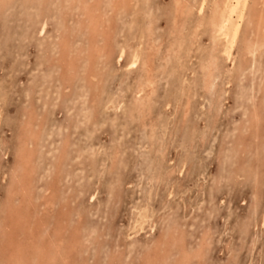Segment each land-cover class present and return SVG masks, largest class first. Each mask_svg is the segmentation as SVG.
<instances>
[{"label":"rangeland","instance_id":"obj_1","mask_svg":"<svg viewBox=\"0 0 264 264\" xmlns=\"http://www.w3.org/2000/svg\"><path fill=\"white\" fill-rule=\"evenodd\" d=\"M34 4L32 0H13L0 7V246L10 245L11 240L21 250L25 264H39L36 253L42 247L49 254L47 264H146L147 254L156 245L168 249L166 241L173 236L176 248L169 251L164 264H176L179 247L194 253L206 233L199 264H264L263 215H259L264 213V113L255 128L248 123L251 107L260 103L263 95L262 85L255 84L264 73V54L256 66L257 73L246 72L240 77L236 72L239 60L233 67L219 58L212 88L204 89L201 66L211 45L208 29H200L193 46L190 41L199 17L190 16L180 35L171 33L172 0H132L131 6L110 20V37L101 39V45L108 51L113 45V55L102 59L96 69L104 83L98 80L91 85L85 79L86 36L76 25L75 14L68 13L67 26H62L56 14L58 3L54 2L41 36L35 23L40 11ZM102 7L109 14L105 2ZM64 29L71 56L60 60L57 40ZM181 39L189 49L184 46L175 52ZM140 43L143 50L147 43H154L158 50L151 60L154 93L145 107L139 108L135 92L143 80L144 58L135 68L126 64L129 52ZM121 48L120 62L115 55ZM70 60L74 70L68 72ZM252 77L256 81H251ZM250 85L255 86L253 91ZM27 122L34 125L29 127ZM246 125L247 131H259L257 139L245 131ZM31 133L35 136L28 142ZM241 138L246 140L238 144ZM22 148L30 150L26 170L30 177L28 182L20 179V183L16 177ZM11 191L13 216L21 225L17 227L15 221L5 219ZM141 219L144 228L135 233L133 227L137 229ZM1 220L8 224L6 231L1 230ZM59 226L64 237L80 240L73 248L75 252L62 244ZM59 238L65 252L56 246ZM197 260L189 263L198 264ZM5 263L0 256V264Z\"/></svg>","mask_w":264,"mask_h":264},{"label":"bare ground","instance_id":"obj_2","mask_svg":"<svg viewBox=\"0 0 264 264\" xmlns=\"http://www.w3.org/2000/svg\"><path fill=\"white\" fill-rule=\"evenodd\" d=\"M13 0H0V7H4L5 4H9L12 3ZM25 2H27L28 0H24ZM132 0H32V3L38 5V10L40 11V17L38 19V21L36 20L35 23L38 24L37 26V34L41 35L44 33L47 24L49 22V18L51 17V11L52 8H55L54 2H57L58 7L59 8V12L56 13L58 14L59 18L61 19V25L62 26H67L68 23V13L70 14H75L76 16V25L79 27V29L82 31V33L84 34V36H86V44H87V48H86V52H85V56H86V61H87V72H86V78L87 81L92 85V82H98V80L102 83V77L101 75L98 74L97 72V66L98 64H100V62L102 61V59H108L113 55V50H112V46L113 45H109V51L106 50V45H101L102 40L107 39L108 35L110 37V31H111V27H110V20H112L114 17H118V13H120L121 11H123L124 9H126V7H128L130 5ZM105 2V4H107L109 6V14L106 10H104V8L102 7V4ZM34 4V5H35ZM53 6V7H52ZM131 6V5H130ZM172 11H173V15H172V22H171V33L176 32L177 34L180 35V31H182L185 26L187 25V20L190 16H193L194 14L197 15L199 17V19L194 23V27L191 29L190 32V41H191V45H194V41H196L197 36L199 35V31L201 28L206 27L210 33V41H211V45H210V49L208 51L207 57L205 58L204 62L202 61V66H201V71H202V84L204 86V89H210V87L212 88L213 85V81L216 79L217 77V73L219 71V58H221L223 61L225 62H230L232 64V66L234 67L235 65L238 64L237 68L238 70L237 72V76L240 77L242 75H244V73H249L252 75L257 73L255 71H257L256 66L258 65L260 59L262 58V54H264V0H172ZM207 10V14L204 15V11ZM161 12V11H160ZM168 12V10H167ZM165 13V12H164ZM55 14V13H54ZM167 14V13H166ZM35 21V20H34ZM150 25V22L148 23ZM109 27V28H108ZM115 28V27H114ZM132 32V31H131ZM29 33V32H28ZM31 34V33H30ZM147 34V33H146ZM139 35V34H138ZM129 36V35H128ZM174 36V35H173ZM172 36V37H173ZM37 37V36H36ZM45 38V37H44ZM146 38V37H145ZM209 38V37H208ZM132 39V38H131ZM134 39V38H133ZM127 40V39H126ZM147 40V39H146ZM54 41V40H53ZM157 41V40H156ZM154 41V42H156ZM42 42V41H41ZM50 42V41H49ZM185 40L181 39L180 42L177 45V51L175 52H179V50H182V48L189 49L185 44ZM43 43V42H42ZM132 43V42H130ZM138 43V42H137ZM136 43V45H137ZM144 43V42H143ZM162 43V42H161ZM207 43V42H206ZM76 44V43H75ZM129 44V43H128ZM154 43L150 44L147 43L146 44V49H141V43L138 45V47L129 52L130 54V58L127 61L126 66L129 67V69L131 68H135L136 65H138V62L141 61L143 58V68H144V74L142 75L143 80L139 83L140 85H138L139 87H137L136 92H135V97H136V104L137 106L140 107H145V103L146 100H150L152 95H153V89H154V82H153V74H154V69L151 68V60H152V56L153 54L156 53V51L158 50V46L153 45ZM240 45L239 49L236 51V48L238 47L237 45ZM57 45L59 46L58 48H60L59 51V56H60V60H63L65 57L70 58V54H68V47L70 46L69 40L67 38V31H65V29L63 30V33H61V35L59 36L58 40H57ZM144 45V44H143ZM200 45V44H199ZM198 45V46H199ZM166 46V45H165ZM202 46V45H200ZM43 48V47H42ZM83 51V49H82ZM123 51L124 49H119V51L116 53V60L120 61L123 58ZM127 51V50H126ZM190 51V50H189ZM200 51V50H199ZM206 51V50H205ZM204 51V52H205ZM200 53V52H199ZM185 55V54H183ZM165 58V57H164ZM175 58V56H174ZM48 59V58H47ZM186 59V58H185ZM239 60L238 63L236 64L235 61ZM115 60V62H116ZM192 60V59H190ZM172 61V60H171ZM189 61V60H188ZM64 62V61H63ZM121 62V61H120ZM174 62V60H173ZM172 62V63H173ZM184 62V61H183ZM199 62V61H198ZM70 69L68 70V72H70L71 70H74V64H73V60H70ZM159 63V62H158ZM196 63V62H195ZM200 63V62H199ZM140 64V63H139ZM174 64V63H173ZM190 64V63H189ZM235 64V65H234ZM103 66V65H102ZM122 66V65H121ZM140 66V65H139ZM169 66V65H168ZM184 66V65H183ZM182 66V67H183ZM199 66V65H198ZM125 67V66H124ZM141 67V66H140ZM187 67V66H186ZM236 67V66H235ZM161 68V67H160ZM165 68V67H163ZM178 68V67H177ZM189 68V67H187ZM186 68V69H187ZM193 68V67H192ZM48 69V68H47ZM191 69V68H190ZM181 70V69H179ZM194 70V69H193ZM191 70V71H193ZM197 70V69H196ZM199 70V69H198ZM230 70V69H229ZM67 71V70H66ZM125 71V70H124ZM184 71V70H183ZM140 72V71H139ZM162 72V71H161ZM178 72V71H177ZM199 72V71H198ZM102 73V72H101ZM125 73V72H124ZM143 73V72H142ZM186 73V72H185ZM197 73V72H195ZM107 75H109L108 73H106ZM191 74V73H190ZM67 76V73L65 74ZM181 75V73H180ZM187 75V74H186ZM177 76V74H176ZM194 76V75H193ZM233 76V75H232ZM263 76V78H261ZM68 77V76H67ZM173 77V76H172ZM260 78H258V83L255 84V86H260V84L262 85V97L261 102L258 104H254L253 107H251V111L248 117V123L251 126L257 124L258 121L261 120V115H263L264 113V73L259 75ZM158 78V75H157ZM161 78V77H160ZM234 78V77H233ZM247 78V77H246ZM252 77L250 78L251 81H256V79L253 80ZM248 79V78H247ZM73 80V79H72ZM227 80V79H226ZM229 80L230 77H229ZM104 83V82H103ZM171 83V82H170ZM229 82H227L228 84ZM253 83V82H251ZM124 84V83H123ZM133 84V83H132ZM57 85V84H56ZM64 85V84H63ZM215 86V85H214ZM252 86V85H250ZM249 86V89H250ZM255 86L253 85L251 87L250 90L253 91V87L255 88ZM128 87V86H127ZM217 87V86H216ZM228 87V86H227ZM131 88V87H128ZM227 89V88H226ZM94 90V89H93ZM102 92V91H100ZM105 92V91H104ZM107 92V91H106ZM123 92V91H122ZM126 92V91H125ZM39 93V92H37ZM143 93V96H141V94ZM145 93V95H144ZM180 93V92H179ZM215 93V92H214ZM248 93V92H247ZM107 94V93H106ZM190 94V93H189ZM188 94V96H190ZM103 95V94H102ZM205 95V94H204ZM41 96V95H40ZM119 96V94H118ZM122 96V95H120ZM200 96V95H198ZM209 96V95H207ZM225 96V95H224ZM36 97V96H35ZM94 98H96L95 95H93ZM104 97V96H103ZM124 97V96H123ZM192 97V96H191ZM202 97V96H201ZM157 98V97H156ZM198 98V97H197ZM203 98V97H202ZM229 98V97H228ZM43 99V98H42ZM119 99V98H118ZM128 99V98H127ZM212 99V98H211ZM45 100V99H43ZM190 100V99H188ZM248 100V99H247ZM38 101V100H37ZM36 101V102H37ZM55 101V100H54ZM78 101V99H77ZM202 101V100H201ZM33 102V101H32ZM95 101H92V103H94ZM139 102V103H138ZM176 102V101H175ZM200 102V101H199ZM255 102V101H254ZM29 103V102H28ZM166 103V102H164ZM256 103V102H255ZM112 104V103H111ZM114 104V103H113ZM119 104V103H118ZM203 104V103H202ZM205 104V103H204ZM29 105V104H28ZM103 105V104H102ZM101 105V106H102ZM199 104L197 103V106ZM214 106V105H213ZM36 107V106H35ZM51 107V106H50ZM48 106V109L50 108ZM91 107V106H90ZM108 107V106H107ZM42 108V107H41ZM54 108V107H53ZM124 108V107H123ZM167 108V107H165ZM112 109V108H111ZM111 109H109L111 111ZM115 109V108H114ZM133 110V109H132ZM50 111V110H49ZM53 111V110H52ZM59 111V110H58ZM102 111V110H101ZM121 111V110H120ZM135 111V110H134ZM37 112V110H36ZM51 112V111H50ZM56 112V111H55ZM107 112V111H106ZM174 112V111H173ZM177 112V111H176ZM202 112V111H201ZM41 113V112H40ZM100 113V112H99ZM118 113V112H117ZM71 114V113H70ZM82 114V113H81ZM98 114V113H97ZM106 114V113H105ZM237 114V113H236ZM57 115V114H56ZM96 115V114H95ZM104 115V114H103ZM123 115V114H122ZM136 115V113H135ZM116 116V115H115ZM114 116V118H115ZM121 116V115H120ZM128 116V115H127ZM213 116V115H212ZM235 116V115H234ZM238 116V115H237ZM28 121L31 120V116H28ZM95 117V116H94ZM159 117V116H158ZM174 117V116H173ZM112 118V119H114ZM118 118V116L116 117ZM130 118V117H128ZM132 118V117H131ZM95 119V118H94ZM108 119V118H107ZM81 120V119H80ZM105 120V119H104ZM115 120V119H114ZM118 120V119H117ZM115 120V121H117ZM134 120V118H133ZM136 120V119H135ZM27 121V120H26ZM34 121V120H33ZM97 121V119H96ZM95 121V122H96ZM122 121V120H121ZM118 121V122H121ZM132 121V120H131ZM40 122V121H39ZM112 122V121H111ZM116 122V123H118ZM125 121H122V123ZM127 122V121H126ZM135 122V121H134ZM147 122V121H146ZM145 122V125H146ZM162 122V120L160 121ZM262 122V121H260ZM33 123V122H32ZM36 123V122H35ZM94 124V123H93ZM138 124V123H137ZM204 124V123H203ZM27 125L30 127L31 125L27 122ZM34 125V124H33ZM32 125V126H33ZM36 125H38L36 123ZM103 125V124H102ZM100 125V126H102ZM123 125V124H122ZM139 125V124H138ZM249 125L245 126V131H247V129H249ZM23 126V125H22ZM46 126V125H44ZM79 126V124H78ZM93 126V125H92ZM97 126V125H95ZM98 126V127H100ZM141 126V125H140ZM144 127V125H142ZM205 126V125H204ZM80 127V126H79ZM121 127V126H120ZM208 127V126H207ZM218 127V126H217ZM35 128V127H33ZM47 128V127H46ZM53 128V127H52ZM86 128V127H84ZM146 128V127H145ZM149 128V127H148ZM37 129V128H36ZM40 129V128H39ZM51 129V128H50ZM88 129V128H87ZM205 129V128H204ZM219 129V128H218ZM244 129V126H243ZM242 129V130H243ZM33 130V129H32ZM73 130V129H72ZM89 130V129H88ZM127 130V129H126ZM240 130V129H239ZM40 131V130H39ZM74 131V130H73ZM206 131V130H204ZM249 131V130H248ZM247 131V132H248ZM87 133V131H85ZM243 132V131H242ZM250 134L252 135V137L257 139V136L259 135V131H249ZM61 133V132H60ZM74 133V132H73ZM93 133V131H92ZM37 134V133H36ZM58 134V131L57 133ZM247 134V133H246ZM262 134V131H261ZM25 135V134H23ZM38 135V134H37ZM162 135V134H161ZM244 135V132L242 133V136ZM249 135V134H248ZM35 134L31 133L28 134V138H26V141H31V138H34ZM58 136V135H57ZM78 136V135H77ZM236 136V134H235ZM250 136V135H249ZM261 136V135H260ZM40 137V136H39ZM76 137V136H75ZM119 137V136H118ZM123 137H126L123 135ZM193 137V136H192ZM191 137V138H192ZM22 138V137H21ZM70 138V137H69ZM83 138V137H81ZM121 138V137H120ZM199 138V137H197ZM250 138V137H249ZM79 139V138H78ZM86 139V138H85ZM124 139V138H123ZM195 139V138H194ZM237 139V138H236ZM188 140V139H187ZM211 140V139H210ZM242 140H246V139H239L238 140V144H241ZM251 140V139H250ZM224 141V139H223ZM28 142H26V147L28 146ZM225 142V141H224ZM236 142V140H235ZM145 143V142H144ZM196 142H194L195 144ZM228 143V142H227ZM243 143V142H242ZM245 143V142H244ZM45 144V143H43ZM205 144V142H204ZM90 145V144H89ZM197 145V144H196ZM231 145V144H230ZM249 145V144H248ZM44 146V145H43ZM190 146V145H189ZM250 146V145H249ZM124 147V146H123ZM144 147V146H143ZM205 147V146H204ZM227 146H225L226 148ZM241 147V146H240ZM261 147V146H260ZM19 148V147H18ZM33 148V147H32ZM79 148V147H78ZM129 148V147H128ZM196 148V147H195ZM249 148V147H248ZM49 149V148H47ZM73 149V148H72ZM96 149V148H95ZM94 149V151H95ZM127 149V148H126ZM166 149V148H165ZM256 149V148H255ZM68 150V149H66ZM80 150V149H79ZM146 150V149H145ZM240 150V149H239ZM237 150V151H239ZM257 150V149H256ZM255 150V151H256ZM30 151V150H29ZM28 151V149H24L22 148V150L20 151V165H19V177L17 176L16 178H18L19 182L20 179L22 181L28 182L27 178L30 177L27 170V165H28V159L31 155L30 152ZM34 151V150H32ZM28 152V154H27ZM60 152V151H59ZM144 152V151H143ZM147 152V151H146ZM206 152V151H205ZM162 156H163V152ZM202 153V152H201ZM258 153V152H257ZM256 153V154H257ZM23 154V155H22ZM67 154V153H66ZM76 156V153H74ZM91 154V153H90ZM191 154V153H190ZM242 154V153H240ZM155 155V154H154ZM158 155V154H157ZM244 155V154H242ZM253 155V154H252ZM259 155V154H258ZM73 156V155H72ZM74 156V157H75ZM144 156V155H143ZM186 156V155H185ZM245 156V155H244ZM50 157V156H49ZM53 157H56L53 155ZM160 157V156H159ZM191 157V156H190ZM238 157V155H237ZM243 157V156H242ZM251 157V156H250ZM154 158V157H153ZM259 158V157H258ZM19 159V158H18ZM32 159V158H31ZM47 159V158H46ZM148 159V157H147ZM161 159V158H160ZM225 159V158H224ZM235 159V158H234ZM88 160H92L90 159V157L88 158ZM155 160V159H154ZM159 160V159H158ZM252 160V159H251ZM36 161V159H35ZM162 161V160H160ZM183 161V160H182ZM249 161V160H248ZM148 162H150L148 160ZM181 161L179 160V163ZM225 162V161H224ZM76 163V162H74ZM91 163V162H90ZM157 163V162H156ZM201 163V162H200ZM257 163V162H256ZM57 164V163H56ZM78 164V163H77ZM159 164H162L159 163ZM181 164V163H180ZM194 164V163H193ZM192 164V165H193ZM36 165V164H35ZM179 165V164H178ZM187 165V164H186ZM202 165V164H201ZM252 165V163H251ZM257 165V164H256ZM91 166V165H90ZM200 166V165H199ZM199 166H198V170H199ZM204 166V165H203ZM201 166V167H203ZM255 166V165H254ZM178 167V166H177ZM180 167V165H179ZM186 167V166H185ZM200 167V169H201ZM145 168V167H144ZM159 168V167H158ZM162 168V165H161ZM184 168V166H183ZM231 168V167H230ZM229 168V169H230ZM255 168V167H254ZM186 169V168H185ZM192 169V168H191ZM203 169V168H202ZM264 169V168H263ZM187 170V169H186ZM256 170V169H255ZM176 171V170H175ZM181 171V170H179ZM183 171V170H182ZM204 171V170H203ZM264 171V170H263ZM262 171V172H263ZM27 172V173H26ZM48 172V171H47ZM51 172V171H50ZM85 172V171H84ZM186 172V171H185ZM198 172V171H197ZM73 173V172H72ZM178 173V172H177ZM190 173V172H189ZM261 173V172H260ZM51 174V173H50ZM74 174V173H73ZM72 174V175H73ZM90 174V173H89ZM170 174V173H169ZM229 175V174H228ZM250 175V174H249ZM28 176V177H27ZM51 176V175H50ZM29 179V178H28ZM52 179V178H51ZM55 179V178H54ZM254 179H257V174H254ZM57 180V179H56ZM75 180V179H74ZM258 180V179H257ZM61 181V180H60ZM254 181V180H252ZM205 182V181H204ZM225 182V181H224ZM22 183V182H20ZM258 182L256 181V184ZM204 184V183H203ZM18 186V185H17ZM25 186V185H24ZM56 186V185H55ZM54 186V187H55ZM202 186V185H201ZM206 186V185H205ZM257 186V185H256ZM255 186V187H256ZM11 187V186H10ZM46 188V187H45ZM48 188V187H47ZM203 188V187H202ZM260 188V186L258 187ZM13 189V188H12ZM22 189V188H21ZM61 189V188H60ZM149 189V188H148ZM92 190V189H91ZM254 190V189H253ZM25 191V190H24ZM59 191V190H58ZM206 191V189L204 190ZM48 192V191H47ZM89 192V191H88ZM255 192V191H253ZM12 191L9 193L8 199L5 204V207H7L9 210L7 212V218L8 219V223L9 222H13L15 221V227L17 226H21L19 224L20 220H17V218L13 215H15L13 208V205H10V203L12 202ZM67 193V192H66ZM173 193V192H172ZM34 194V193H33ZM45 194H47L45 192ZM60 195V193H59ZM57 196V195H56ZM147 196V194H146ZM256 196V195H254ZM47 197V196H46ZM49 197V196H48ZM94 197V194H92L90 196V198L92 199ZM50 198V197H49ZM259 198V197H258ZM62 200V199H61ZM65 200V199H64ZM258 201V199H257ZM43 202V201H42ZM62 202V201H61ZM145 202V201H144ZM201 202V201H200ZM65 203V201H64ZM63 203V204H64ZM194 203V202H193ZM144 204V203H143ZM146 204V202H145ZM144 204V205H145ZM43 205V204H42ZM45 205V204H44ZM55 205V204H54ZM196 205V204H195ZM60 206V205H59ZM146 206V205H145ZM207 206V205H206ZM10 207V208H9ZM47 207V205H46ZM51 207V206H50ZM63 207V206H62ZM61 208V207H60ZM145 208V207H144ZM264 208V205H263ZM6 209V208H5ZM59 209V208H58ZM70 209V208H68ZM140 209V208H139ZM210 209V208H209ZM44 211V209H42ZM142 210V209H141ZM149 210V209H148ZM264 210V209H263ZM7 211V209H6ZM50 211V210H49ZM152 211V210H151ZM260 211V210H259ZM258 211V212H259ZM63 212V211H62ZM68 212V211H67ZM72 215L74 214V211L72 213V211H70ZM145 212V211H144ZM261 212V211H260ZM47 213V212H46ZM43 214V213H42ZM48 214V213H47ZM65 214V213H64ZM141 214V212H140ZM148 214V213H145ZM144 214V215H145ZM2 215V214H1ZM61 215V213H60ZM142 215V217L144 216ZM155 215V214H154ZM206 215V214H205ZM253 215V214H252ZM259 215H263L260 225L261 227L264 229V213L263 214H259ZM69 216V213L68 215ZM208 216V215H207ZM2 217V216H1ZM41 217V216H40ZM46 217V216H44ZM49 217V216H48ZM53 217V216H52ZM66 217V216H65ZM70 217V216H69ZM74 217V216H73ZM139 217V216H138ZM150 217V215H149ZM152 217V216H151ZM16 218V219H15ZM145 219V217H143ZM55 219V218H54ZM139 219V218H138ZM148 219V218H147ZM150 219V218H149ZM253 219V218H252ZM259 219V218H258ZM13 220V221H11ZM36 220V219H35ZM51 220V219H50ZM56 220V219H55ZM65 220V219H64ZM68 220V219H67ZM78 220V219H76ZM80 220V218H79ZM151 220V219H150ZM260 220V219H259ZM47 221V220H46ZM45 221V222H46ZM57 221V220H56ZM70 221V219H69ZM68 221V222H69ZM74 221V220H73ZM147 221V220H145ZM2 222V220H1ZM6 220H4L1 226V230L6 231V229H9L8 224L5 223ZM44 222V223H45ZM61 222V221H60ZM80 222V221H79ZM137 222V221H136ZM259 222V221H258ZM36 223V222H35ZM38 223V222H37ZM41 223V222H40ZM81 223V222H80ZM78 223V224H80ZM83 223V222H82ZM255 223V221H254ZM133 224V222H132ZM148 224V223H147ZM247 224V223H246ZM253 224V222H252ZM44 225V224H43ZM52 225V224H51ZM143 219H141V221H138L136 223V227L137 229H135L133 227V229L135 230V233L142 231L143 230ZM152 225V224H151ZM243 225V223H242ZM257 225V224H256ZM36 226V225H35ZM34 226V227H35ZM41 228L43 227L42 224L40 225ZM135 226V225H134ZM181 226V225H180ZM37 227V226H36ZM45 227V226H44ZM57 227V225H56ZM65 227V226H64ZM71 227H73V225H71ZM76 227V226H75ZM248 227V226H247ZM53 228V227H51ZM51 228H48L49 230ZM93 228V227H92ZM245 228V226H244ZM33 229V228H32ZM58 232L62 231V234L59 236L61 237L62 240V244L64 243L65 245H67V247L69 248V250L74 251V247H76L77 245H79L80 240H76L73 239L72 237H64L63 234V228L62 227H58ZM132 229V227H131ZM132 229V230H133ZM146 230H148L147 228H145ZM248 229V228H247ZM27 230V229H26ZM29 230V229H28ZM48 230V231H49ZM54 230V228H53ZM69 230V229H68ZM93 230V229H92ZM133 230V232H134ZM243 230V229H242ZM240 230V231H242ZM245 230V229H244ZM251 230V229H250ZM37 231V230H36ZM57 231V230H56ZM55 231V232H56ZM94 231V230H93ZM130 231V230H128ZM246 231V230H245ZM260 231V229H259ZM39 232V231H38ZM68 232V231H67ZM249 232V231H248ZM251 232V231H250ZM258 232V231H257ZM33 233V232H32ZM49 233V232H48ZM98 234V233H97ZM127 234V233H126ZM129 234V233H128ZM245 234V232L243 233ZM249 234V233H248ZM247 234V235H248ZM3 237L6 236L5 232H3L1 234ZM36 235V234H35ZM135 235V234H134ZM246 235V234H245ZM14 236V235H13ZM136 236V235H135ZM133 236V237H135ZM180 236H182L180 234ZM44 237V236H43ZM173 238V236H171ZM45 238V237H44ZM43 238V239H44ZM127 238V237H126ZM125 238V239H126ZM170 238L168 239V249L161 247L160 245H156L155 249L150 251L146 258H145V262L146 264H164L165 259L167 257V254L169 253L170 250L176 248L173 239ZM242 238V237H241ZM240 238V240H241ZM48 239V238H47ZM132 239V238H130ZM179 239V238H178ZM205 239H206V233H204V235L201 238V243L199 245V247L196 249V251L194 253L188 254L186 253V250L183 247H179V250L181 252L180 254V258L178 259V262H176V264H190V260L193 261L194 259H198V264L200 261V258L203 256L204 251H205ZM245 239V237H244ZM243 239V240H244ZM2 240V239H1ZM5 240V239H3ZM2 240V241H3ZM61 240L60 238L57 239L56 241V246L60 247L62 250H64V246H60L61 245ZM189 241V240H188ZM255 241V240H254ZM51 242V241H50ZM192 242V241H191ZM8 243H10V245L7 246H0V256L2 259H5V264H25L26 261L23 260V258L21 259L20 257H22L23 255H21V250L17 248V246H14V244L12 243L11 240L8 239ZM46 243V242H45ZM190 243V242H188ZM250 243V242H249ZM2 244V243H1ZM47 244V243H46ZM55 244V243H53ZM35 246V244H34ZM48 246V245H47ZM252 246V245H251ZM254 246V245H253ZM10 247V248H9ZM16 247V248H15ZM38 249V246H35ZM91 247V246H90ZM187 247V245H186ZM230 247V246H229ZM255 247V246H254ZM59 248V249H60ZM89 248V247H88ZM189 248V247H188ZM196 248V247H195ZM251 248V247H249ZM41 251L36 253L38 258V263L39 264H47V260L49 258V254H47V251L45 250V248H40ZM48 249V248H47ZM227 249V248H226ZM61 250V251H62ZM92 250V249H91ZM190 250V249H188ZM251 250V249H250ZM55 251V250H54ZM53 251V252H54ZM61 251H58L61 253ZM67 251V248H66ZM103 251V249H102ZM234 251V250H232ZM50 252V251H49ZM65 252V250H64ZM252 252V251H251ZM55 253V252H54ZM59 255H62V253ZM104 253V252H103ZM175 253V252H174ZM190 253V252H189ZM68 254V253H66ZM52 255V254H51ZM50 255V256H51ZM55 255V254H54ZM58 255V256H59ZM76 255V254H75ZM78 255V254H77ZM236 255V254H235ZM239 255V254H238ZM251 255V254H250ZM249 255V256H250ZM79 256V255H78ZM53 257V256H51ZM57 257V256H56ZM62 257V256H61ZM60 257V258H61ZM66 257H68L66 255ZM104 257V256H103ZM209 257V256H208ZM212 257V256H211ZM34 258V256L32 257ZM36 258V257H35ZM126 258V257H125ZM128 258V257H127ZM230 258V257H228ZM246 258V257H245ZM244 258V259H245ZM248 258V257H247ZM50 259V258H49ZM66 259V258H65ZM72 259V257H71ZM205 259V258H204ZM208 259V258H207ZM236 259V258H235ZM250 259V258H249ZM79 260V259H77ZM103 260V259H102ZM203 260V259H202ZM231 261V259H229ZM238 260V257H237ZM251 260V259H250ZM253 260V259H252ZM61 261V259H60ZM66 261V260H65ZM72 261V260H70ZM81 261V260H80ZM126 261V259H125ZM169 261V260H168ZM204 261V260H203ZM233 261V259H232ZM254 261V260H253ZM55 262V261H54ZM68 262V261H67ZM234 262V261H233ZM241 262V261H240ZM60 263V262H59ZM58 263V264H59ZM105 263V262H104ZM111 263V262H110ZM208 263V262H207ZM232 263V262H231ZM243 263V262H242ZM253 263V262H251ZM259 263V261H258ZM50 264V263H49ZM53 264V261L52 263ZM81 264V262H80ZM102 264V263H101ZM126 264V263H125ZM197 264V263H196ZM206 264V263H205ZM221 264V263H220ZM224 264V263H223ZM238 264V263H237Z\"/></svg>","mask_w":264,"mask_h":264}]
</instances>
